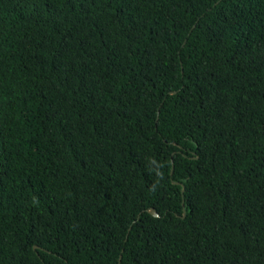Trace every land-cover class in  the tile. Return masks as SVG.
Segmentation results:
<instances>
[{
  "label": "trees",
  "instance_id": "1",
  "mask_svg": "<svg viewBox=\"0 0 264 264\" xmlns=\"http://www.w3.org/2000/svg\"><path fill=\"white\" fill-rule=\"evenodd\" d=\"M0 264H264V0H0Z\"/></svg>",
  "mask_w": 264,
  "mask_h": 264
},
{
  "label": "water",
  "instance_id": "2",
  "mask_svg": "<svg viewBox=\"0 0 264 264\" xmlns=\"http://www.w3.org/2000/svg\"><path fill=\"white\" fill-rule=\"evenodd\" d=\"M172 172H173V170H172ZM150 213H151L153 216L158 217V214H157V212H156L154 209H152Z\"/></svg>",
  "mask_w": 264,
  "mask_h": 264
}]
</instances>
